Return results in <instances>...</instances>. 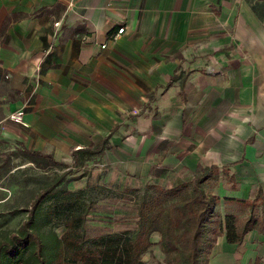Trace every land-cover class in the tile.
I'll list each match as a JSON object with an SVG mask.
<instances>
[{
  "label": "crops",
  "instance_id": "crops-1",
  "mask_svg": "<svg viewBox=\"0 0 264 264\" xmlns=\"http://www.w3.org/2000/svg\"><path fill=\"white\" fill-rule=\"evenodd\" d=\"M175 69L181 86L166 85ZM3 77L14 148L60 161L111 130L113 175L173 187L215 165L203 188L224 168L235 186L212 194L264 199V0H0ZM21 108L26 126L5 119ZM126 118L141 128L124 144ZM207 264H264V232L218 236Z\"/></svg>",
  "mask_w": 264,
  "mask_h": 264
},
{
  "label": "trees",
  "instance_id": "trees-1",
  "mask_svg": "<svg viewBox=\"0 0 264 264\" xmlns=\"http://www.w3.org/2000/svg\"><path fill=\"white\" fill-rule=\"evenodd\" d=\"M177 72L173 71L166 85L180 78L181 86ZM110 133L97 143L70 148L71 165L79 167L92 157H100L110 147ZM9 156H19L38 169L70 166L54 160L49 153L22 146L8 151ZM217 172L215 165L197 164L188 182L173 187L150 184L151 193L137 202L131 230L95 235H88L85 227L92 203L66 188L71 177L44 176L22 209L25 217L14 229L0 232V264H148L140 256L151 245L152 233L158 235L156 243L163 251L173 253L176 264H207L205 255L218 236L222 235L227 243L239 244L251 229L263 233L256 228V217L251 213L257 203L264 219L261 192L257 190L250 199L219 198L202 187ZM220 200L234 203L236 213H244L246 208L247 214L238 220L226 212L212 226L214 207ZM57 226L62 229L59 234Z\"/></svg>",
  "mask_w": 264,
  "mask_h": 264
},
{
  "label": "rangeland",
  "instance_id": "rangeland-1",
  "mask_svg": "<svg viewBox=\"0 0 264 264\" xmlns=\"http://www.w3.org/2000/svg\"><path fill=\"white\" fill-rule=\"evenodd\" d=\"M177 74L180 75V72H177ZM10 95L13 98H18V95L9 92L7 81L3 77L0 81V109L2 103L6 102ZM147 97L146 104L148 106L153 95ZM18 110L22 111V108ZM144 110L145 106L140 109L136 107V109L124 112L123 115L127 117L132 113H143ZM154 116L156 114L153 113L152 117ZM126 120L128 119L126 118ZM132 123L128 120L114 132L121 143L125 144V142L131 141V138L136 134H139V128L141 127H137ZM109 143L110 147L105 151L113 153L114 149L119 148L113 145L111 140ZM14 147L13 143L0 141V232L14 229L25 217L26 212L22 209L30 202L38 187L41 186L42 177L44 176L63 175L64 179L71 177L72 180L66 182V188L73 194H79L83 199H88L92 203V208L85 218L88 235L131 230L136 220L135 207L138 200L141 196H147L151 193L150 184L157 183L156 181L151 183V178L146 180V178L143 179V177L130 174L113 175L115 172H111L116 165V157L111 159L110 154L108 158H105V151L100 157H92L84 161L82 166L79 167L72 166L70 158H66L60 161L70 165L69 167L38 169L19 156H9L7 158L6 153ZM221 172L222 174L218 180L214 179L207 183L204 187L205 191L222 192V190L225 191L235 186V179L233 175L229 176L228 169L223 168ZM219 202L221 205H218V208L214 207L212 226L216 225V222L220 221L226 212L234 214L238 220L244 214H247L246 208L244 213H236L237 206L234 203L226 205L222 201ZM12 211L14 212L11 213ZM251 213L254 218L256 217V228L264 232V219L260 217L259 204L256 203ZM61 230L60 226L55 227L58 234ZM156 235V233H152L149 236L151 245L141 254L140 260L148 264H176L173 253L165 252L158 246L156 243L158 235ZM216 240L217 238H215L205 255L207 259H209ZM235 250L237 251V249Z\"/></svg>",
  "mask_w": 264,
  "mask_h": 264
},
{
  "label": "built area",
  "instance_id": "built-area-1",
  "mask_svg": "<svg viewBox=\"0 0 264 264\" xmlns=\"http://www.w3.org/2000/svg\"><path fill=\"white\" fill-rule=\"evenodd\" d=\"M123 30V27H119L116 29L115 34H120ZM100 47H104V44H101ZM6 120L18 124L21 126H26V123L24 122L22 118V111L21 110H13L7 113Z\"/></svg>",
  "mask_w": 264,
  "mask_h": 264
}]
</instances>
